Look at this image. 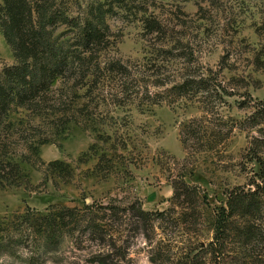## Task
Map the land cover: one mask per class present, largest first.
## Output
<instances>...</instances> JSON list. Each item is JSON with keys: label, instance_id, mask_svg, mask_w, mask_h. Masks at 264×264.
Listing matches in <instances>:
<instances>
[{"label": "rangeland", "instance_id": "rangeland-1", "mask_svg": "<svg viewBox=\"0 0 264 264\" xmlns=\"http://www.w3.org/2000/svg\"><path fill=\"white\" fill-rule=\"evenodd\" d=\"M68 1L73 14L79 6L83 9L94 2ZM129 6L130 11L119 12L107 20L112 49L108 57L120 58L132 67L147 61L159 65L164 58L159 49L165 40L161 36H148L139 19L172 20L184 25V33L197 51V64L202 71L223 67L220 74L230 89L240 95L247 91L253 99L264 101V0H143L137 8ZM13 61L11 49L0 31V70ZM163 63L162 76L169 82L174 78L175 63L173 60ZM59 84L56 82L53 87ZM76 92L77 98L70 95L65 103L79 109L78 112L73 111V115L64 119L65 126L57 121L47 134L53 142L38 147L42 163L55 159L67 162L73 169L72 179L67 183L57 180L56 186L49 179L35 187L42 181L45 166L20 161L32 188L0 187V229L8 228L11 235H17L11 221L27 207L44 212L50 204L81 207L83 203L106 201L110 197H117L122 203L137 199L148 212L167 211L172 197L168 176L177 175L185 165L192 171L185 181L201 188L209 206L200 200L194 223L176 222L181 216L177 209L154 217L151 225L136 230L130 226L110 230L112 252L100 248L110 258L108 261L112 264L115 261L118 264H264V209L260 218L248 223L253 229L251 238L234 234L245 223L238 216L232 217L233 233L222 254L212 258L205 251L212 237V209L225 206V192L234 186L246 190L252 181H261L257 177L258 164L241 158L246 146L245 132L234 129L216 150L188 153L180 142V130L188 121L201 117L206 104L184 98L153 103L139 99L140 95L135 93L125 96L120 104H113L109 94L93 90L88 96L83 94V89ZM239 94L224 97L223 101H211L209 107L213 106L212 111L230 124L229 119L239 120L244 114V110L237 109V102L242 99ZM33 123L45 127L44 119L35 118ZM32 133L22 130L23 137ZM103 154L108 160H102L96 168ZM261 201L264 206V198ZM22 235L20 249L12 256L0 255V264H95L91 253L98 246L88 238L78 246L75 240L65 236L55 248L54 242L38 247L35 234L23 231ZM31 253L35 258L27 262ZM151 255L159 259L151 262ZM115 256L122 260H116Z\"/></svg>", "mask_w": 264, "mask_h": 264}, {"label": "trees", "instance_id": "trees-1", "mask_svg": "<svg viewBox=\"0 0 264 264\" xmlns=\"http://www.w3.org/2000/svg\"><path fill=\"white\" fill-rule=\"evenodd\" d=\"M141 1L94 0L83 9L79 6L73 14L68 0H0V31L14 59L0 70V187L32 188L20 161L45 166L42 181L35 187L49 179L54 186L57 180L67 183L72 179L73 169L67 162L55 159L42 163L38 147L53 142L47 134L57 121L65 126L68 116L78 112L79 109L65 103L78 89H83V94L88 96L93 90L109 94L113 104H120L125 96L134 93L140 95L139 99L153 103L175 98L198 100L206 104V109L201 117L188 121L180 130L182 147L188 153L216 150L234 129L245 132L246 146L241 158L258 164L257 177L261 180L252 181L246 190L241 186L232 187L225 192V206L212 209V237L205 251L214 258L215 254H222L233 233L232 217L238 216L245 223L239 231L236 227L234 234L251 238L253 229L248 223L260 218L264 209L261 201L264 198V101L253 99L247 91L240 95L230 89L220 74L223 67L202 71L197 64V51L184 33V25L172 20L139 19L148 36H161L165 40L159 49L164 56L159 65L147 61L132 67L120 58L108 57L112 49L107 20L119 12L130 11L129 5L137 8ZM164 60L175 63L174 78L169 82L161 72L165 68ZM56 82L60 84L53 87ZM234 94L242 96L237 109L244 110V114L239 120L229 119V124L218 112L212 111L214 107H209V102L223 101L224 97ZM12 114L18 117L11 118ZM35 118L44 119L46 128L33 123ZM22 130L33 133L23 137ZM102 160H108L106 155L99 156L96 168ZM191 172L182 165L177 175L168 176L172 187L171 206L158 213L144 211L137 199L122 203L117 197L83 203L81 207L50 204L44 212L27 207L11 221L17 235H11L8 228L0 229L3 232L0 233V255H15L21 247L22 232L27 231L35 234L38 247L54 242L56 248L65 236L77 245L88 238L98 246L91 253L93 262L112 264L100 249L112 250L110 230L129 226L136 230L145 224L151 225L154 217L177 209L181 216L176 222L194 223L200 200L209 206L201 188L185 181ZM157 252L162 254L160 250ZM151 257L154 263L159 259ZM34 258L35 254L31 253L26 261Z\"/></svg>", "mask_w": 264, "mask_h": 264}]
</instances>
